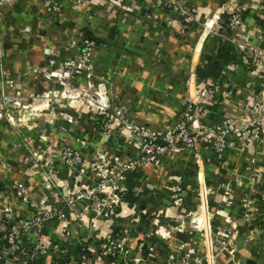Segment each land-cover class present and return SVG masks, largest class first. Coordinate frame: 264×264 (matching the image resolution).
Here are the masks:
<instances>
[{
    "label": "rangeland",
    "instance_id": "1",
    "mask_svg": "<svg viewBox=\"0 0 264 264\" xmlns=\"http://www.w3.org/2000/svg\"><path fill=\"white\" fill-rule=\"evenodd\" d=\"M94 1L113 11H127L120 0H72L81 16L76 22L77 38L63 46L77 54L68 56L48 47L59 41L60 1L0 0V228L7 237L16 235L8 245L13 253L6 257L29 264L43 249L45 224L58 220L65 236L72 225L77 231L95 232L94 238L100 239L95 248L100 261L114 255V261L121 264H178L194 257L201 264H209L210 258L214 264H246L241 250H250L254 241L262 259L258 263L264 264V179L257 173L259 152L243 165L245 181L238 177L226 183L220 176L235 167L223 164L227 149L217 155V165L204 159L205 176L219 178V182L206 180L211 215L207 209L200 210L197 175L181 169L179 176L195 183L189 210L175 204L182 198L177 195L185 186L181 181L167 194L153 195L144 208L136 209L119 199L118 194L127 189H141L137 179L127 183L132 172H157L164 165L168 172L163 178L170 182L173 174L169 173L182 168L185 157L197 161L204 157L202 150L211 143L198 131L209 126L202 125L204 108L192 97L183 101L184 114L167 127H150L138 120L134 109L115 91L116 69L105 70L95 62L92 35L85 31ZM187 15L192 19L193 10ZM222 16L220 34L231 43L229 14ZM190 83V79L184 83L187 90ZM220 89L219 85L214 93ZM178 126L183 131L176 130ZM157 131H168L163 144L149 141V135ZM254 141L264 145V141ZM230 147L242 151L237 145ZM233 185L244 190L239 209L234 208ZM164 204L169 211L163 209ZM183 232L186 236L180 238ZM25 234L32 239L29 250L19 245ZM117 234L124 237V243ZM170 238L177 245L163 256L159 249L163 246L167 251ZM131 240L147 250V256L137 255ZM184 249L193 254L185 256Z\"/></svg>",
    "mask_w": 264,
    "mask_h": 264
},
{
    "label": "crops",
    "instance_id": "2",
    "mask_svg": "<svg viewBox=\"0 0 264 264\" xmlns=\"http://www.w3.org/2000/svg\"><path fill=\"white\" fill-rule=\"evenodd\" d=\"M179 1L188 12L193 10L192 19L176 7H156L154 0H120L127 10L124 12L113 11L96 1L89 6L88 13L91 12L92 15L88 29L85 31L92 35L97 66L105 70L116 69L114 76L116 93L124 104L134 109L138 120H144L150 127H167L174 124L184 114L183 101L190 97L196 99L195 102L197 101L200 108H204V112H200L202 125L210 126L219 122L226 114H239L244 106L252 102L255 95L264 92V72L252 66L240 50V46L245 43L257 45L264 50V32L262 31L264 0ZM58 2L62 9L60 28L57 33L59 41L50 43L48 47L53 50L60 49V52L63 51L65 55L75 56L76 50H64L63 46L65 42L77 38L76 22L81 12L72 0H58ZM234 7L241 8L242 25L240 30H232L233 37L230 43L233 46L232 59L224 66L217 78L198 74L197 69L214 56L221 45L229 41L220 34L221 18L225 12L229 14ZM39 15L43 16V13L40 12ZM189 79L192 87L187 90L184 83ZM213 84L220 85L221 89L214 94H200L204 87ZM243 140L245 142L239 146L242 151L230 147L231 143L227 147L226 161L223 164L235 165V167L233 170L221 173L220 176H223V181L226 183L238 177H241V181H245L247 174L244 172L243 165L258 152L260 155L257 157V173L262 180L264 179V145L258 146L254 140L247 137ZM207 145L202 150L204 157L199 161L196 157H185L186 163L181 164L182 168H176L169 173L173 174V176L170 175L172 177L170 182L163 178L168 172L164 165L157 172L149 170L137 173L138 178L134 179L141 181V189L138 192L133 189L125 190L124 192L131 191L135 200L131 203L122 202L130 206L134 205L136 209L147 207L153 195L163 196L169 189H173L177 181H181L185 186L183 185V189L177 192V195L182 198L175 204L185 205L189 210L188 205L193 206L191 192L195 183L191 179H186V176L180 177L178 171L181 169L197 175V182H199L197 199L200 202V210L207 209L209 212L206 196L207 181L215 179L219 182V178L214 175L205 176L203 161L207 158L210 165L214 166L217 165L216 159L219 160V157L212 147ZM197 163L198 166H196ZM205 166L209 167L207 164ZM134 179L127 183H133ZM230 188L234 208L239 209V199L244 190L234 185ZM145 191L148 192V196ZM255 192L258 193L259 188ZM139 199L141 203L137 202ZM167 205L163 206L165 211H169ZM1 206L0 200V213ZM209 214L211 215L210 212ZM62 225L58 220L45 224L43 249L33 255L29 264H52L53 258L62 259L66 264H121L114 261V255H108L105 261L97 259L95 248L100 239L94 238L95 232L92 233L86 229L77 231V228L72 225L65 236L60 231ZM0 231H2L1 228ZM183 234L184 232L179 234L180 238ZM119 237L124 243V237L122 235ZM189 239L191 238L185 240ZM242 239L239 240L240 245L243 243ZM132 241L130 246L135 253L143 258L147 256L148 251L140 249ZM175 241L174 238L167 241V251L161 246L159 249L161 255L164 256L168 251L173 250L177 245ZM151 242L148 244L151 245ZM193 242L196 243V241ZM253 242H250V250H241L240 255L246 259V264H260L258 260H262L260 251ZM19 245L29 250L32 246L30 235H22ZM86 251L91 255L90 258L86 257ZM4 255L5 248L0 242V258ZM14 258L10 259L8 264H19L14 261L16 260ZM66 258L74 260L67 261ZM208 261L209 264H214V258Z\"/></svg>",
    "mask_w": 264,
    "mask_h": 264
},
{
    "label": "built area",
    "instance_id": "3",
    "mask_svg": "<svg viewBox=\"0 0 264 264\" xmlns=\"http://www.w3.org/2000/svg\"><path fill=\"white\" fill-rule=\"evenodd\" d=\"M155 2H157L161 8L172 6L176 7L183 13L187 14L188 12L179 0H155ZM240 12L241 8L239 7H234L229 12L228 26L231 30L237 31L241 29L242 20ZM262 31L264 32V14ZM240 50L252 66L257 67L261 72H264L263 49L257 45L245 43L240 46ZM218 87L219 85L216 84L212 87L204 88L201 91V94H212L218 89ZM177 129L183 131V126H178L176 130ZM167 133L168 131H157L152 133V135H149V141L159 142V145L163 144L166 141ZM198 133L203 135L204 139L211 143L213 151L217 154H222L230 143L240 146V141L246 137L251 140L259 139L260 141H264V92L255 95L252 102L249 105L244 106L237 117L234 118L227 116L220 122L201 129ZM40 230L39 227L38 231ZM15 237V233H10L9 237L4 234L3 238L7 240L9 245V243H13ZM13 250L14 249L9 246L5 249V255L0 258V264H8L10 259L7 258L6 255L9 253L12 254ZM184 252L187 257H189L190 254H193L192 250L189 251L184 249ZM178 264H201V262L199 263L197 257H194L191 261H180Z\"/></svg>",
    "mask_w": 264,
    "mask_h": 264
},
{
    "label": "trees",
    "instance_id": "4",
    "mask_svg": "<svg viewBox=\"0 0 264 264\" xmlns=\"http://www.w3.org/2000/svg\"><path fill=\"white\" fill-rule=\"evenodd\" d=\"M228 28V27H227ZM229 29V28H228ZM233 46L227 41L225 44L221 45L217 50L216 54L205 62L201 67L197 69L198 74L217 78L221 71L224 69V66L232 59ZM134 178H138V174L132 172L131 177L127 176V181L131 182ZM119 198L121 201L125 202H133L135 199L133 198V193L131 191H126L124 193H119ZM4 232L0 231V242L3 247L6 249L8 247V242L4 239ZM86 257H91L89 253L86 251ZM52 264H66L64 260L53 258Z\"/></svg>",
    "mask_w": 264,
    "mask_h": 264
}]
</instances>
